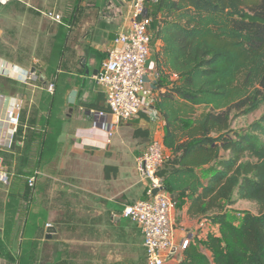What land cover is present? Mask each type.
Instances as JSON below:
<instances>
[{"label":"trees","instance_id":"1","mask_svg":"<svg viewBox=\"0 0 264 264\" xmlns=\"http://www.w3.org/2000/svg\"><path fill=\"white\" fill-rule=\"evenodd\" d=\"M148 11L160 42L157 89L164 90L155 103L171 151L156 175L177 203L188 197L190 216L219 226V234L194 237L180 264H264V112L246 127L234 125L264 109V0H149ZM49 112L41 120L45 132L37 133L45 151L58 147L61 132L52 102ZM206 166L204 181L200 170ZM8 186L11 194L27 192L21 176ZM241 200L258 212L245 211L236 224L229 206ZM27 210L16 212L20 217ZM29 219L23 238L39 224Z\"/></svg>","mask_w":264,"mask_h":264},{"label":"crops","instance_id":"2","mask_svg":"<svg viewBox=\"0 0 264 264\" xmlns=\"http://www.w3.org/2000/svg\"><path fill=\"white\" fill-rule=\"evenodd\" d=\"M132 1L12 0L7 4L0 2V157L6 168H14L18 160H21L25 171L30 173L28 176L11 173V182L21 176L27 181L26 193L28 188L33 192L29 208L23 206L28 208L27 214L20 216L26 223L30 220L29 216L32 221L38 219L40 227H42L40 221L44 222L37 216L40 214V217L44 218V199L47 197L35 190L41 176L35 187L28 184V178L36 170L44 172L41 181L45 178L50 179V182L47 180L49 184L45 189L46 193L53 191L52 193L60 194L63 191L57 190L59 187H55V181L51 179H68L64 183L71 186L69 190L73 188V183L81 180L91 194L89 197L99 201L98 203L103 202L105 212L109 210L119 218L125 217L122 215L124 208L121 210V202L117 196L123 195V200H128V203L147 197L148 184L141 179L138 172V160L153 139L158 138L164 142L166 135L165 119L155 103L160 92L164 91L157 89L159 75L156 51L152 53L151 50L147 63L149 66L147 86L154 90V100L150 106L134 118L123 121L110 140L107 136L110 126L99 121L97 117V112L109 111L107 90L98 80V75L111 51L117 47L116 36L130 28ZM33 8L38 10V14L32 13ZM48 8L62 13L64 23L51 21L39 11ZM159 46L160 42H157L156 50ZM43 53H46L45 58L39 55ZM29 71L35 72L38 77L25 83L24 78ZM51 80L55 85L53 92L46 87V82ZM32 86L41 88V104L38 108L37 121L32 127L34 139L27 143L20 135L13 149L7 122L10 97L21 96L25 103ZM32 93H36V90L33 89ZM35 95L38 98V94ZM51 102L54 103L56 111L54 120H61V132L58 136V147L45 151L37 133L40 130L45 132L41 120L50 114L48 107ZM44 103L46 109H41ZM25 146L28 149L26 154L23 151ZM165 154L166 159L171 154L166 147ZM29 161L35 166L32 170H29ZM107 166H115L116 169L106 170ZM207 168L209 166L202 170ZM107 171L110 174L108 177ZM202 178L204 181L207 179ZM120 181L123 183V189H117ZM2 186L3 184H0V194H9V186L1 188ZM44 186L45 183H42L40 189ZM10 195L21 196L11 193ZM249 202L241 200L229 206V209L235 210ZM5 204L7 210L6 200L0 198V209L3 208L0 212L2 223L13 218V215L5 213ZM188 208V197H181L173 219L176 243L188 239L192 241L197 236L205 237L210 232L219 234L218 225L212 224L207 218L190 216ZM183 255L181 252L169 258L166 264H180Z\"/></svg>","mask_w":264,"mask_h":264},{"label":"rangeland","instance_id":"3","mask_svg":"<svg viewBox=\"0 0 264 264\" xmlns=\"http://www.w3.org/2000/svg\"><path fill=\"white\" fill-rule=\"evenodd\" d=\"M32 13L34 15L38 14V10L33 8ZM156 48L157 42L153 38L152 53L156 51ZM45 54L39 55L45 58ZM34 55L37 54L34 53ZM147 67L149 66L147 65ZM51 83L54 84L52 80L51 82H46V87ZM145 84L147 85V80ZM33 89L36 90L38 98L35 95L36 93H32ZM30 91V95H28L24 103L21 122L17 129L22 140L27 143L34 139L35 134L32 135V127L37 121L38 108L41 104V88L37 89L32 86ZM33 95L35 96L33 97ZM41 109H46L45 103L41 106ZM263 112L264 109L253 114L241 116L235 120L234 125L236 128L246 127L257 120ZM23 151H25V154L28 152L26 146ZM3 166L9 174L14 172L23 176L30 175L23 168L21 160H18L14 168H6L4 161ZM42 173L40 175L41 178L44 176V172ZM207 174L206 170L201 171L202 177H206ZM41 178L35 190L38 193L42 192L47 198L44 199V218L43 216L40 217V214L37 218L55 226L57 233L48 239L46 238V229L38 225L28 238H23L26 221L21 217L18 218L16 209L18 210L20 206L29 208L30 197L33 192L28 188V193L22 196H11L10 193H1L0 198L3 201L6 200L7 203V210L5 204V213L8 215L13 214V218L5 223L0 221V264H20L19 256H21L23 243L26 246L28 245V249L25 261L22 264H145L143 236L139 225L135 221L119 218L109 210L105 212V208L103 209L102 207L103 202L98 203L99 201L91 199L89 197L91 194L87 190L86 184L81 180L78 183H73V188L69 190L68 188H71V186L64 183L68 179H51L55 181V187H59L57 190L63 189L58 194L52 193L53 191L46 193L45 189L49 184L47 180L50 182V179L45 178L44 181H41ZM134 178L137 180L136 176ZM138 180H140L139 177ZM42 183H45V186L40 189ZM7 186L3 184L1 188H7ZM118 188L123 189L122 182L120 186L118 185ZM117 199L121 202V210L129 202L128 200H123V195L117 196ZM1 209L3 210V208ZM1 209L0 212L2 211ZM245 211L258 212L256 205L249 202L244 203L235 210L229 209V217L232 221L239 224L243 218L242 213ZM18 228L19 233L16 234ZM17 237L19 238L17 239Z\"/></svg>","mask_w":264,"mask_h":264},{"label":"built area","instance_id":"4","mask_svg":"<svg viewBox=\"0 0 264 264\" xmlns=\"http://www.w3.org/2000/svg\"><path fill=\"white\" fill-rule=\"evenodd\" d=\"M12 0H0L7 4ZM149 0H133L130 15V28L127 32L116 36L117 47L111 51L109 58L103 63L98 80L106 87L109 111L97 112L99 121L110 126L107 136H113L120 124L145 111L154 100V90L145 83L149 73L147 63L151 52L153 35L151 26L153 18L148 11ZM47 19L64 23L62 13L52 9L40 10ZM35 72H28L24 82L37 79ZM54 84L48 86L54 91ZM24 100L21 96H11L7 112L8 134L12 137L21 122ZM110 117V118H108ZM106 120V121H105ZM166 160L165 145L161 139H153L138 160V172L148 184L147 197L125 205L122 215L135 221L143 234L146 264H166L183 252L191 242L184 240L176 243L174 239V211L177 201L165 190L162 179L156 173ZM41 175L36 170L28 178L30 187H35ZM151 179V183L148 181ZM11 174L5 170L0 157V184L8 185ZM154 188H162L153 194Z\"/></svg>","mask_w":264,"mask_h":264},{"label":"water","instance_id":"5","mask_svg":"<svg viewBox=\"0 0 264 264\" xmlns=\"http://www.w3.org/2000/svg\"><path fill=\"white\" fill-rule=\"evenodd\" d=\"M16 142H17V133H14L13 136H12V140H11V148H15V145H16ZM148 181L151 183V179H148ZM160 190H162V188H154L153 190V194H157ZM40 224L42 227H44L47 231V236L46 238L50 239L53 237V235L55 233H57V228L51 224H47L43 221H40Z\"/></svg>","mask_w":264,"mask_h":264}]
</instances>
